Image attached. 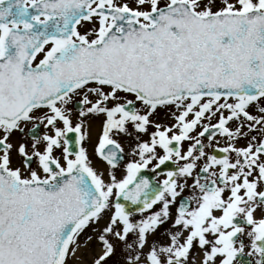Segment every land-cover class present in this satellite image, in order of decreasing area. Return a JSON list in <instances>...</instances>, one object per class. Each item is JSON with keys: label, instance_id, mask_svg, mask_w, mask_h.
Here are the masks:
<instances>
[{"label": "snow or ice", "instance_id": "1", "mask_svg": "<svg viewBox=\"0 0 264 264\" xmlns=\"http://www.w3.org/2000/svg\"><path fill=\"white\" fill-rule=\"evenodd\" d=\"M0 264H264V0H0Z\"/></svg>", "mask_w": 264, "mask_h": 264}, {"label": "flooded vegetation", "instance_id": "2", "mask_svg": "<svg viewBox=\"0 0 264 264\" xmlns=\"http://www.w3.org/2000/svg\"><path fill=\"white\" fill-rule=\"evenodd\" d=\"M162 119H163V117H162ZM126 150H127V146H126ZM162 177H163V176H156V178L159 179V180H160Z\"/></svg>", "mask_w": 264, "mask_h": 264}]
</instances>
